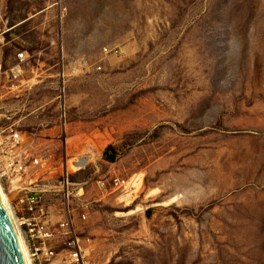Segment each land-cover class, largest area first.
Instances as JSON below:
<instances>
[{
    "label": "rangeland",
    "instance_id": "374dc122",
    "mask_svg": "<svg viewBox=\"0 0 264 264\" xmlns=\"http://www.w3.org/2000/svg\"><path fill=\"white\" fill-rule=\"evenodd\" d=\"M11 130L49 145L42 264H77L67 207L84 264H264V0H0V147Z\"/></svg>",
    "mask_w": 264,
    "mask_h": 264
},
{
    "label": "built area",
    "instance_id": "2783aa9c",
    "mask_svg": "<svg viewBox=\"0 0 264 264\" xmlns=\"http://www.w3.org/2000/svg\"><path fill=\"white\" fill-rule=\"evenodd\" d=\"M26 51L17 54L18 63L11 68L10 76L17 79L20 76L21 64L27 58ZM66 86L64 81L59 87V98L64 99ZM63 114L65 107L61 106ZM39 137L32 138L20 131L11 130L8 141L0 147V181L5 192L12 197V207L17 221L28 246L30 257L34 264L49 262L55 256L53 239L56 236L52 229V218L50 206L46 204V197L43 192L46 190L39 184L33 182V178H28L30 167L46 168L51 161L49 145L39 141ZM78 163V161H75ZM74 163V164H75ZM86 163L78 165V170L83 169ZM114 189L127 187L129 181L114 175L111 177ZM100 185H104L99 181ZM69 179L68 160L63 163V173L60 180V188L64 197L69 200L72 194ZM44 186V185H43ZM9 196V197H10ZM25 212L20 215L19 212ZM66 216L59 222V231H63L71 236V246L73 247V259L77 264H84V256L81 253L80 239L73 232L72 218L67 207Z\"/></svg>",
    "mask_w": 264,
    "mask_h": 264
},
{
    "label": "water",
    "instance_id": "95a60500",
    "mask_svg": "<svg viewBox=\"0 0 264 264\" xmlns=\"http://www.w3.org/2000/svg\"><path fill=\"white\" fill-rule=\"evenodd\" d=\"M0 264H26L23 251L0 194Z\"/></svg>",
    "mask_w": 264,
    "mask_h": 264
},
{
    "label": "bare ground",
    "instance_id": "6f19581e",
    "mask_svg": "<svg viewBox=\"0 0 264 264\" xmlns=\"http://www.w3.org/2000/svg\"><path fill=\"white\" fill-rule=\"evenodd\" d=\"M76 161H78V163H75V161H74V163H75L74 164L73 161H72L71 162V166H72L73 169L78 170V167H77L78 165L86 163L89 160L87 158H80V159H77ZM68 168H70L69 162H68ZM0 194H1V197H2V199L4 201V204H5V206H6L7 210H8V213H9V216H10V218L12 220L14 228L16 230V233H17V236H18V239H19L22 251H23L25 262H26V264H33L32 259L30 257V252H29L28 246H27V244L25 242V238L23 236V233L21 231L19 223H18V221L16 219V216L14 214L13 208L11 206L10 197L5 192L1 182H0Z\"/></svg>",
    "mask_w": 264,
    "mask_h": 264
},
{
    "label": "trees",
    "instance_id": "16d2710c",
    "mask_svg": "<svg viewBox=\"0 0 264 264\" xmlns=\"http://www.w3.org/2000/svg\"><path fill=\"white\" fill-rule=\"evenodd\" d=\"M114 145L110 144L107 146V148L104 151V158L108 161H114L116 158V155L112 153L111 151L114 150Z\"/></svg>",
    "mask_w": 264,
    "mask_h": 264
},
{
    "label": "crops",
    "instance_id": "0c3cea01",
    "mask_svg": "<svg viewBox=\"0 0 264 264\" xmlns=\"http://www.w3.org/2000/svg\"><path fill=\"white\" fill-rule=\"evenodd\" d=\"M19 214H20V215H23V214H25V212L22 211V212H19Z\"/></svg>",
    "mask_w": 264,
    "mask_h": 264
}]
</instances>
